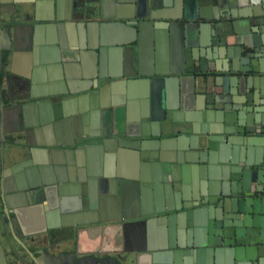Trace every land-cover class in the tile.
<instances>
[{"label": "water", "instance_id": "1", "mask_svg": "<svg viewBox=\"0 0 264 264\" xmlns=\"http://www.w3.org/2000/svg\"><path fill=\"white\" fill-rule=\"evenodd\" d=\"M42 1L51 14L32 23L39 0H0V264H264V0H132L117 32L85 21L107 0ZM171 6L182 15L153 13ZM21 52L31 67L15 71ZM114 134L134 137L129 175L92 164ZM235 140L243 154L221 155ZM130 188L150 217L105 223L107 196Z\"/></svg>", "mask_w": 264, "mask_h": 264}, {"label": "crops", "instance_id": "2", "mask_svg": "<svg viewBox=\"0 0 264 264\" xmlns=\"http://www.w3.org/2000/svg\"><path fill=\"white\" fill-rule=\"evenodd\" d=\"M50 3L51 2H43L39 0V3L37 4L36 9L33 10V12L30 14L29 21L32 23H38L43 22L45 19L51 14L50 10ZM140 3V2H139ZM149 4V2H148ZM263 4H256L257 10H262ZM101 10V15L97 16L95 18H90L85 20L87 26L91 30L102 29V30H109L111 32H117L121 30H128L127 22L131 20V17L134 15L135 6L132 0H107L102 1L101 5H99ZM146 2L144 3L141 1V8L145 10ZM251 9L253 7L248 0H238V8L244 9V8ZM236 10V9H235ZM154 15L161 16V17H169V18H178L182 15V9L181 6H171L169 8L167 7H160L153 11ZM6 14V13H5ZM160 17V18H161ZM172 19H170L171 21ZM23 23H27L26 21H18V25H16V45L18 47H21V32L23 30ZM85 26V24H84ZM233 37H229V41H232ZM197 49V47H196ZM203 49V48H202ZM210 51V49H209ZM203 52L205 53L204 49ZM23 52L18 53L17 58L15 59L12 69L15 71H26L29 64V68L31 67V62H27L26 64V57ZM207 65L210 67L214 66H221V61L218 60L215 62L213 58L206 60ZM144 68L147 70H153L155 67V59H154V50L151 48L150 55L147 52L146 58L144 60ZM78 66V63H73L71 67ZM218 76L224 75L225 72H216ZM221 82L220 78L219 81ZM40 88V86H39ZM219 89L220 87H216ZM41 89V88H40ZM36 89L37 91L41 92L43 91V88ZM214 89V87L212 88ZM196 96H192L189 99L190 107L187 108L188 114H191V112H195L196 108L204 106L206 95L208 92H205L203 90L196 89L195 90ZM39 97H34L28 99V101H38ZM13 116L11 115V118ZM13 119V118H12ZM10 121V120H9ZM8 126H13L14 128L15 123L11 120L8 123ZM69 135V134H68ZM62 135L58 137V142L65 143L68 142L69 136ZM21 139V136L19 134H14L12 136V139ZM134 137L122 135V134H114L111 138L112 143H109V147L107 149L102 150L94 159H93V166L101 171L108 172L112 175H129L131 172H133L134 168L138 164V151L135 149L133 142ZM149 139H154V137H151ZM32 141V140H30ZM221 155H225L227 157H237L244 152V143L240 140L232 141L228 144H225L223 142V146L220 149ZM215 157L218 158L219 156V149L214 150ZM220 163V162H219ZM200 180V178H199ZM194 187L191 186V190ZM135 189L130 188L126 194H123L122 196H107V200L103 206L102 211V218L105 223H123V222H129L134 223L140 220H143L145 218H149L150 216L143 215L141 213V207L137 202H135ZM161 221L157 219L155 221L154 226L157 229L160 227ZM132 236L128 242V247L131 249H137L140 248L142 245V241L139 237V233L137 230H139V226L132 225ZM43 246H47V248H50V244L44 240ZM203 260H206L208 257L204 253L202 255Z\"/></svg>", "mask_w": 264, "mask_h": 264}, {"label": "flooded vegetation", "instance_id": "3", "mask_svg": "<svg viewBox=\"0 0 264 264\" xmlns=\"http://www.w3.org/2000/svg\"><path fill=\"white\" fill-rule=\"evenodd\" d=\"M9 10H10V8L7 7V11H9ZM39 237H41V235H39ZM41 239H42V238H40V240H41ZM43 242H44L43 239H42V241L39 242V245H38V248H37L38 251H39V253H38V257L40 258L41 261L46 262L47 259H48V256L46 255V253H44V252L42 251V249L46 250L47 252H50L51 250H50L49 248H47V246H43Z\"/></svg>", "mask_w": 264, "mask_h": 264}]
</instances>
